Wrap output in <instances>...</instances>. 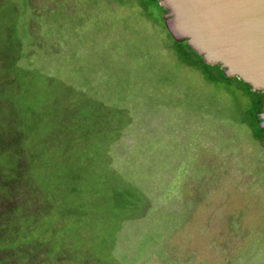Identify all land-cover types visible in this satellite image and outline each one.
I'll list each match as a JSON object with an SVG mask.
<instances>
[{
    "label": "rangeland",
    "instance_id": "1",
    "mask_svg": "<svg viewBox=\"0 0 264 264\" xmlns=\"http://www.w3.org/2000/svg\"><path fill=\"white\" fill-rule=\"evenodd\" d=\"M15 1L56 108L116 114L74 151L111 144L76 166L86 216L68 241L90 253L59 264H264V145L240 83L183 64L147 0Z\"/></svg>",
    "mask_w": 264,
    "mask_h": 264
},
{
    "label": "trees",
    "instance_id": "2",
    "mask_svg": "<svg viewBox=\"0 0 264 264\" xmlns=\"http://www.w3.org/2000/svg\"><path fill=\"white\" fill-rule=\"evenodd\" d=\"M30 1H26L27 15L32 13ZM145 9L160 13L165 27L163 16L167 12L158 0H147ZM23 14L21 3L0 0V264H59L75 258L76 252L90 253L87 245L68 241L86 216L84 182L88 171L76 166L85 157L89 161L95 156L106 158L111 144L94 156L80 157L74 151L97 137L101 125L116 114L71 111L69 104L56 108L51 99L59 89L52 77L35 67L32 58L43 49L37 45L39 39L32 34V26L27 25L26 35L22 31ZM28 35L35 37L34 44L25 42ZM169 36L183 64L198 69L213 83H240L251 102L248 115L252 122L248 126L254 139L264 145V128L260 126L264 93L253 91L238 79L226 78L220 66L205 64L186 41ZM60 85L69 99L71 88ZM109 168L105 167L103 175ZM90 259L87 255L84 260Z\"/></svg>",
    "mask_w": 264,
    "mask_h": 264
},
{
    "label": "water",
    "instance_id": "3",
    "mask_svg": "<svg viewBox=\"0 0 264 264\" xmlns=\"http://www.w3.org/2000/svg\"><path fill=\"white\" fill-rule=\"evenodd\" d=\"M171 37L264 93V0H158ZM264 128V112L261 114Z\"/></svg>",
    "mask_w": 264,
    "mask_h": 264
}]
</instances>
